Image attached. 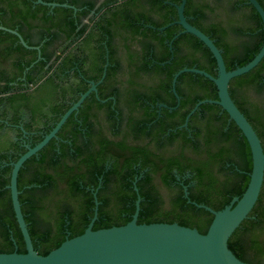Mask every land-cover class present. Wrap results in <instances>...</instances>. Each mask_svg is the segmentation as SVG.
<instances>
[{"label":"flooded vegetation","instance_id":"af4514ba","mask_svg":"<svg viewBox=\"0 0 264 264\" xmlns=\"http://www.w3.org/2000/svg\"><path fill=\"white\" fill-rule=\"evenodd\" d=\"M45 1L75 7L0 0V25L26 42L15 33L0 36V180L11 178L14 162L96 88L20 166L17 184L27 189L20 190L21 207L30 201L27 226L67 238L85 230L96 209L94 229L106 227L97 226L102 220L129 221L137 210V221L156 218L180 200L217 209L195 197L207 179L246 172L239 163L247 138L210 101L218 99L210 77L187 70L173 84L185 66L218 73L210 48L176 22L181 0L133 1L122 30L113 17L122 0ZM184 14L214 40L227 69L251 56L264 31L249 0H186ZM259 86L237 76L229 81L231 97L249 111L264 109V76ZM37 201L44 206L34 207ZM198 223L191 226L200 230Z\"/></svg>","mask_w":264,"mask_h":264},{"label":"water","instance_id":"95a60500","mask_svg":"<svg viewBox=\"0 0 264 264\" xmlns=\"http://www.w3.org/2000/svg\"><path fill=\"white\" fill-rule=\"evenodd\" d=\"M37 2L49 6L75 7L66 2L45 0H37ZM249 2L258 11L264 28L263 5L259 0H249ZM185 3L186 0H181L179 4H176L178 8L176 22L183 26V31L193 33L210 48L217 62L218 73L217 76H214L205 70L185 66L175 73L173 84H175L179 74L187 70L201 72L215 82L218 99H210V101L219 103L229 113L230 118L236 122L246 136L251 149L252 169L249 172L248 185L242 195L235 196L229 204L221 209H214L207 204H199L214 214L205 232L200 231L197 227L184 225L177 221L138 222V210L134 217L126 223L94 229L93 223L97 217L96 209L94 217L82 233L65 238L46 254L39 253L34 247L22 211L19 198L20 190L17 184L18 172L22 163L55 135L69 114L78 108L93 88H96L93 85L63 114L50 133L34 147H29L14 162L8 186L11 191L15 216L25 241L26 251H18L17 247L9 252L0 251V264H254L239 258L229 247L228 241L234 230L245 218L249 217L250 211L259 197L264 182V146L252 123L231 97L229 81L235 76L248 72L261 61L264 57V42L259 51L248 62L233 69H227L222 51L210 35L187 20L184 14ZM0 29L15 33L26 44L16 29L4 25H0ZM137 204H139V200Z\"/></svg>","mask_w":264,"mask_h":264},{"label":"trees","instance_id":"16d2710c","mask_svg":"<svg viewBox=\"0 0 264 264\" xmlns=\"http://www.w3.org/2000/svg\"><path fill=\"white\" fill-rule=\"evenodd\" d=\"M135 0H122L115 6V11L113 12V17L119 22H123L124 25L118 27L119 29H124L130 22V18L127 16V11L129 10V5ZM30 4V3H29ZM31 5V4H30ZM44 8L47 6L43 4H38ZM70 10L69 8L63 6H56L55 10ZM262 21H260V26ZM87 27L85 26V29ZM74 25L72 26V30ZM1 37L15 36L13 33H10L5 30H0ZM264 42V31L261 30L258 36L256 43L255 51L251 56L245 61L241 62L240 65L248 62L252 57L259 51ZM216 65V62L213 65ZM228 66H233L227 62ZM58 66V65H57ZM183 65H178L175 69L181 68ZM101 68V67H100ZM231 69V68H229ZM209 70H212L209 68ZM264 76V57L261 61L248 72L237 76L241 78L242 82H256L259 81L261 86V80ZM259 86V87H260ZM216 93V92H215ZM238 106L240 109L248 116V119L253 124L255 130L257 131L261 142L264 146V109L261 107H256L253 111H249L244 103L240 100H237ZM241 163H239L240 168L246 172H237L235 179H227L223 182H216L211 178L207 179L206 184H204V190L199 196L195 198L198 201L207 202L217 209L223 208L234 195L241 196L244 190L246 189L250 176L249 172L252 169V154L248 140L245 143V146H242L241 149ZM209 163V162H208ZM248 171V172H247ZM10 182V176L5 181L0 180V251H13L16 247L18 251L25 252L26 245L20 230L18 221L15 216V211L12 204L11 191L9 188L5 187L6 183ZM19 190L25 189L21 184H18ZM220 197V199H216ZM20 202L23 201L21 193L19 194ZM212 198V200H211ZM50 202H53V196L51 197ZM34 207L44 206V204H39L37 202H32ZM30 201H27V204H22V209L25 212V218L28 223L27 210L30 209ZM30 211V210H29ZM156 218H145L141 219L138 222H152V221H168L172 222L173 220H179V223L184 225L197 224L200 228V231L205 232V228L208 222L212 220V214L203 208H198L196 205L192 204H183L182 201H176L173 208L168 212L158 211ZM199 214V218L196 220L194 215ZM211 214V215H210ZM209 215V216H208ZM126 220H102L99 221L97 226H111L113 224H123L126 223ZM28 229L34 244V247L41 254L48 253L52 248L58 246L66 237L61 235H47L36 234L33 227H30L28 224ZM37 231V230H36ZM84 229H80L77 232L82 233ZM38 233V232H37ZM77 233V234H79ZM73 234L71 236L77 235ZM70 236V237H71ZM229 247L233 252L241 259L254 263V264H264V182L259 194V197L250 211L249 217L245 218L241 224L234 230L228 241Z\"/></svg>","mask_w":264,"mask_h":264},{"label":"rangeland","instance_id":"374dc122","mask_svg":"<svg viewBox=\"0 0 264 264\" xmlns=\"http://www.w3.org/2000/svg\"><path fill=\"white\" fill-rule=\"evenodd\" d=\"M167 205V204H166Z\"/></svg>","mask_w":264,"mask_h":264}]
</instances>
